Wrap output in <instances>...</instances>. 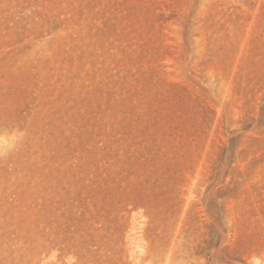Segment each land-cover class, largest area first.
I'll return each instance as SVG.
<instances>
[{"label":"rangeland","instance_id":"rangeland-1","mask_svg":"<svg viewBox=\"0 0 264 264\" xmlns=\"http://www.w3.org/2000/svg\"><path fill=\"white\" fill-rule=\"evenodd\" d=\"M264 264V0H0V264Z\"/></svg>","mask_w":264,"mask_h":264},{"label":"clouds","instance_id":"clouds-1","mask_svg":"<svg viewBox=\"0 0 264 264\" xmlns=\"http://www.w3.org/2000/svg\"><path fill=\"white\" fill-rule=\"evenodd\" d=\"M253 264H258V261H256L255 259L253 260Z\"/></svg>","mask_w":264,"mask_h":264}]
</instances>
